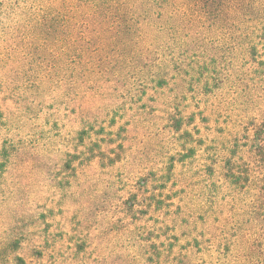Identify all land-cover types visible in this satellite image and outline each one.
<instances>
[{
  "label": "rangeland",
  "instance_id": "374dc122",
  "mask_svg": "<svg viewBox=\"0 0 264 264\" xmlns=\"http://www.w3.org/2000/svg\"><path fill=\"white\" fill-rule=\"evenodd\" d=\"M101 1L0 0V264H264V0Z\"/></svg>",
  "mask_w": 264,
  "mask_h": 264
},
{
  "label": "trees",
  "instance_id": "16d2710c",
  "mask_svg": "<svg viewBox=\"0 0 264 264\" xmlns=\"http://www.w3.org/2000/svg\"><path fill=\"white\" fill-rule=\"evenodd\" d=\"M110 1L111 0H102L101 4L104 2H110ZM165 1H167V0H160L159 2H165ZM209 2H212L210 4L211 8H208L205 10L207 11L206 13L211 14L213 16L216 14L215 10H217V9L221 10V7H219V5H220V3H222V0H221V2H219V0H197V2L195 3V7L199 8L201 10V8H206ZM243 5H245V4H243ZM198 6H200L201 8ZM244 7H245L244 10L246 11V16L249 17V15H251V12L249 11V9L251 8V5L248 8H246V6H244ZM135 30H136V27H135L134 31ZM233 47H234L233 42H230L225 48L221 49V52L218 54V56L221 59L223 58L224 60H226L227 58H229L227 54H229V52L231 51V48H233ZM71 49H72V51H70V52H74V54L75 53L77 54V57H78L77 62H81L82 59H81L80 53L75 52V48H71ZM249 53L253 57V59L256 58V56L258 54L256 45H252V46L250 45L249 46ZM259 64H261V62H259ZM218 86H219L218 84H215L213 86L208 85L207 89L211 92V91H213V89H216ZM141 87H145V86L141 85ZM173 123H174L173 126L176 130H181L183 125H184L182 118H175ZM93 129L94 128L91 125L89 129L85 128L84 130L83 129L81 130L80 138H79L81 140V142H84V140L90 136V134L92 133L91 130H93ZM87 132H89V133H87ZM2 146H3L2 149H0V156L2 153H3V155L8 156L9 152L6 151V149L9 146H10V149H13V144L10 143L8 140H4V142L2 143ZM1 165H2V167H4L3 164H0V166ZM229 176H230L231 181H233L235 184H239V181H241V177L238 174H236V172H233L232 169H231V171H229ZM262 179H263L262 180L263 186L261 187V190H260V199L263 201V203L257 204V207H255L252 211V216L260 218L261 221L264 223V178H262ZM163 202L164 201L162 199L158 198L157 204L163 203ZM162 209H163V206H162ZM155 239H157V238H155ZM151 243L152 244L149 248H151L153 250V254H151V255L145 254L146 256L148 255L147 257H145V260H147L151 264H160L159 259H161L162 254L164 252H168L169 250H171L173 248V245H174V242H172V241L169 242V241H166L165 239L161 240V238L159 240H153V242H151ZM83 249L84 248L82 247L80 250H83ZM226 249H227V251H229V248H226Z\"/></svg>",
  "mask_w": 264,
  "mask_h": 264
}]
</instances>
